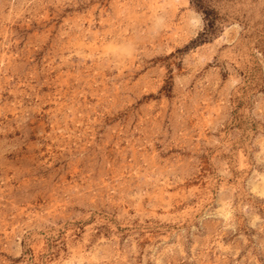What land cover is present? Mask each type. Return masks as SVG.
Here are the masks:
<instances>
[{"label":"rangeland","instance_id":"1","mask_svg":"<svg viewBox=\"0 0 264 264\" xmlns=\"http://www.w3.org/2000/svg\"><path fill=\"white\" fill-rule=\"evenodd\" d=\"M0 264H264V0H0Z\"/></svg>","mask_w":264,"mask_h":264}]
</instances>
